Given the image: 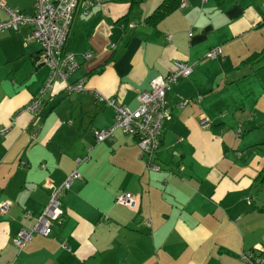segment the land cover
Here are the masks:
<instances>
[{"label": "crops", "instance_id": "0c3cea01", "mask_svg": "<svg viewBox=\"0 0 264 264\" xmlns=\"http://www.w3.org/2000/svg\"><path fill=\"white\" fill-rule=\"evenodd\" d=\"M34 1L3 0L24 14ZM161 2L78 5L65 45L78 67L43 96L49 68L31 28L0 32V203L11 202L0 215V264H246L241 253L264 238V0H187L147 21ZM216 46L221 54L208 58ZM175 60L192 71L165 93L155 169L121 129L96 141L114 109L95 93L135 109ZM79 81L87 92L67 89ZM39 97L37 113L22 110ZM74 169L62 220L17 252V231ZM123 192L134 209L115 202Z\"/></svg>", "mask_w": 264, "mask_h": 264}, {"label": "built area", "instance_id": "2783aa9c", "mask_svg": "<svg viewBox=\"0 0 264 264\" xmlns=\"http://www.w3.org/2000/svg\"><path fill=\"white\" fill-rule=\"evenodd\" d=\"M101 0H35L34 13L24 14L20 11L10 9L3 0H0V8L6 13V18L0 20V32L5 30H18L21 26L31 28L32 37L41 45L42 62L48 66L49 74L41 89L42 96L51 89L53 83L58 80L67 82V78L78 67L73 53L65 49L70 34L74 12L78 5H82L85 10L88 7L98 6ZM206 2L207 0H201ZM187 0H181L179 7H185ZM221 54L220 46L211 48L206 56L216 58ZM90 56V53L85 55ZM192 71V65L175 60L173 69L166 75H158L150 81L149 89L138 93V106L130 109L117 102L116 99L105 97L95 93L96 97L106 105L114 109V120L105 129H95L93 131L96 141L110 139L115 129H121L126 135L136 137V142L141 150L142 156L146 158L149 169H155L152 159L159 146L162 121L167 113L165 104V93L170 90L171 85L179 78L187 77ZM67 89L73 92H87L89 89L83 81L67 84ZM43 97L32 100L26 104L23 111L35 114L43 104ZM184 103H179L182 106ZM200 124L208 127L210 124L204 117L200 119ZM8 126L0 127V135L6 133ZM87 155L85 159H88ZM79 163L80 159H76ZM80 178L79 172L72 170L59 186H53L49 200L44 209L35 218V223L31 228H22L13 237V244L20 252L22 248L30 242L33 232L43 236L52 233V227L59 223L64 216V209L61 196L69 189L73 180ZM115 202L123 204L130 209L137 205V199L131 192H123L115 196ZM250 200V199H249ZM11 202L4 200L0 203V215L8 212ZM29 216L30 214H25ZM65 246V240L62 242ZM240 259L246 264H264V238L253 249L244 251ZM6 264H15L10 261Z\"/></svg>", "mask_w": 264, "mask_h": 264}, {"label": "trees", "instance_id": "16d2710c", "mask_svg": "<svg viewBox=\"0 0 264 264\" xmlns=\"http://www.w3.org/2000/svg\"><path fill=\"white\" fill-rule=\"evenodd\" d=\"M140 1V0H138ZM181 0H162V2L147 16V21L156 22L167 13L178 8Z\"/></svg>", "mask_w": 264, "mask_h": 264}]
</instances>
